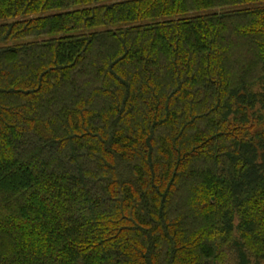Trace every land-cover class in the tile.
Masks as SVG:
<instances>
[{
  "label": "trees",
  "instance_id": "obj_1",
  "mask_svg": "<svg viewBox=\"0 0 264 264\" xmlns=\"http://www.w3.org/2000/svg\"><path fill=\"white\" fill-rule=\"evenodd\" d=\"M264 262V0H0V264Z\"/></svg>",
  "mask_w": 264,
  "mask_h": 264
},
{
  "label": "rangeland",
  "instance_id": "obj_2",
  "mask_svg": "<svg viewBox=\"0 0 264 264\" xmlns=\"http://www.w3.org/2000/svg\"><path fill=\"white\" fill-rule=\"evenodd\" d=\"M261 264H264V262H263V263H261Z\"/></svg>",
  "mask_w": 264,
  "mask_h": 264
}]
</instances>
